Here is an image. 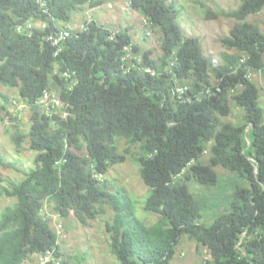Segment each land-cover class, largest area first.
I'll list each match as a JSON object with an SVG mask.
<instances>
[{"label": "trees", "instance_id": "trees-1", "mask_svg": "<svg viewBox=\"0 0 264 264\" xmlns=\"http://www.w3.org/2000/svg\"><path fill=\"white\" fill-rule=\"evenodd\" d=\"M241 1L229 14L241 21L221 39L237 52H225L215 65L200 38L186 35L174 0H131L152 30L161 31L157 59L127 29L92 16L73 26L75 12L102 0H0V98L10 100L2 86L16 88L30 106L29 130L18 122L9 131L18 148L28 141L36 152L24 178L0 187V196L16 199L0 215V264H23L34 254L40 264L69 263L61 234L43 216L47 202L84 225L111 209L105 229L119 264H168L184 236L207 249L210 264H264V105L248 68L232 69L246 56V65L264 76V31L246 20L264 9V0ZM62 32L69 34L54 44L50 36ZM128 45L139 55L134 62H125ZM177 78L197 101L175 98ZM46 93L59 103H46ZM230 98L244 121L225 119L232 114ZM118 138L141 146L137 161L150 188L145 209L159 215L152 225L137 215L124 188L103 177L126 159ZM0 166L15 168L1 152ZM218 166L234 175V183L230 200L206 224L188 182L216 186Z\"/></svg>", "mask_w": 264, "mask_h": 264}, {"label": "rangeland", "instance_id": "rangeland-1", "mask_svg": "<svg viewBox=\"0 0 264 264\" xmlns=\"http://www.w3.org/2000/svg\"><path fill=\"white\" fill-rule=\"evenodd\" d=\"M127 0H102L95 6L87 4L85 8L74 13L73 26H80L86 17L92 16L99 23L114 29H127L133 41L142 50H153L152 57L158 58L162 54L161 31L154 28L153 34L146 38L143 25L144 15L139 11L126 7ZM179 11L178 21L186 35L199 37L206 56L217 65L222 64L225 52L236 53V49H228L221 41L231 34L232 28L241 20L229 14L240 8L241 0H174ZM108 3H114L110 8ZM210 9L214 17L208 18L206 10ZM247 21L257 24L264 31V9L258 13L250 14ZM145 31V34H144ZM213 73V71H212ZM253 81L261 89V103L264 105V76L253 71ZM4 94L8 95L9 102L0 98V106L6 105L7 109L0 111V152L5 158L15 164V168L0 166V187L7 185L8 180L19 181L25 177L24 171L35 166L36 152L25 142L18 148L10 138V129L13 124L20 123L27 132L30 128V106L20 97L16 88L1 87ZM58 98V97H57ZM232 114L226 120L239 123L244 121L243 109L230 98ZM13 116L19 117L13 120ZM211 145V144H210ZM119 151L126 156L123 163L113 166L104 178L111 180L116 187L124 188L135 200L137 215L148 225L154 224L159 215L146 211L145 201L150 195V188L142 179L140 164L137 157L141 152L139 144H130L125 138L117 139ZM211 152H206L202 160L207 163ZM220 181L216 186L207 187L195 179L188 182L189 189L196 195L203 205V221L210 224L218 211L230 200L233 174L223 168L216 167ZM115 191V190H114ZM16 202L15 198L5 195L0 196V215L8 206ZM105 214H99L90 219L88 224H82L72 212L68 217H61L54 209L53 202H47L43 216L50 219L51 226L61 233V251L68 264H119L109 247V235L105 229L106 221H110L113 211L106 209ZM176 255L168 264H210L205 261L211 258L206 248L197 247V244L187 236L182 237L176 247ZM206 249V250H205ZM85 257V259L80 260ZM46 258V257H45ZM42 257L38 254L30 256L23 264H40Z\"/></svg>", "mask_w": 264, "mask_h": 264}, {"label": "built area", "instance_id": "built-area-1", "mask_svg": "<svg viewBox=\"0 0 264 264\" xmlns=\"http://www.w3.org/2000/svg\"><path fill=\"white\" fill-rule=\"evenodd\" d=\"M114 5L112 3L109 4V7H113ZM127 6L128 8L131 7V1H128L127 2ZM143 25L146 29V32L148 35H152L153 34V30H152V25H151V21H149L148 19H145L144 18V22H143ZM69 33H58L56 35H51L50 36V40H52L54 42V44H59L62 39H64ZM125 55H124V59H125V62H134L133 60H137L138 59V54L136 55V53L133 51V48L131 45H128V46H125ZM127 52V54H126ZM141 60L139 59V62ZM248 61V57L246 56H243L240 58L239 60V63H237V66L236 67H232L233 70H237L239 67H243L245 66V68H248V74H247V77L249 79H253V69L246 65V62ZM140 64V63H139ZM147 72L151 73L152 75H155L156 74V71L152 68H146L145 69ZM257 72V71H256ZM258 73L262 74L261 71H259ZM65 75H69V73H65ZM189 85L185 84V83H182L178 80H175V83L173 85V88H172V93L173 95L175 96L176 99H178L181 103H191V102H194V101H197L199 99V96L197 94H190L189 93ZM218 90H220V88L218 87ZM206 93H211V89L208 88L206 90ZM52 99L53 102H56V103H59V100L56 96H51L49 93H46L45 94V97H44V101L47 103L48 101H50ZM60 233V232H59ZM61 234V233H60Z\"/></svg>", "mask_w": 264, "mask_h": 264}, {"label": "clouds", "instance_id": "clouds-1", "mask_svg": "<svg viewBox=\"0 0 264 264\" xmlns=\"http://www.w3.org/2000/svg\"><path fill=\"white\" fill-rule=\"evenodd\" d=\"M128 1H131V0H127V1H126L125 4H126V7H127V8H128V6H127V2H128ZM109 4H110V3H108V6H109ZM112 4H114V3H112ZM113 7H114V6H113ZM113 7H110V8H113ZM130 8H131V7H130ZM130 8H128V9H130ZM153 32H154V30H153ZM214 64H215V63H214ZM215 65H217V64H215Z\"/></svg>", "mask_w": 264, "mask_h": 264}]
</instances>
